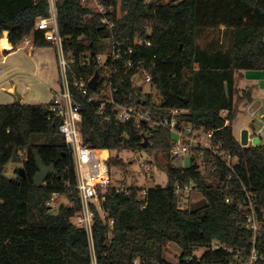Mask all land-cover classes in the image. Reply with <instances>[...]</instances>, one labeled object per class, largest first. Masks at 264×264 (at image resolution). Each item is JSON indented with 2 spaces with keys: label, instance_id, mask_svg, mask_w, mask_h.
<instances>
[{
  "label": "trees",
  "instance_id": "trees-1",
  "mask_svg": "<svg viewBox=\"0 0 264 264\" xmlns=\"http://www.w3.org/2000/svg\"><path fill=\"white\" fill-rule=\"evenodd\" d=\"M93 4L56 1L69 63L68 87L81 107L83 144L103 154L144 149L169 156L167 128L145 120L116 122L111 105L106 109L110 121L98 115L100 101L90 100L91 92L83 93L74 83L81 79L89 84L95 78V89L110 85L116 102L147 111L152 118L164 119L172 109H180L179 121L213 130L211 141L221 144L218 151L236 155L239 162L230 170L206 149L201 157L191 155L188 167L169 164L168 185L149 187L145 199L140 187L129 186L127 193L111 189L103 202L106 215L96 212L93 219L92 252L86 230L71 220L81 206L76 173L51 101L0 104V264H91L93 258L96 264H164L169 243L180 249L176 264H233L236 251L247 260L252 231L237 199L244 197L245 187L255 197L264 226V146H242L233 135L232 122L244 99L235 95V72L264 70V0H99L103 12ZM47 14V0H0V39L8 38L15 47L30 37L35 46L54 47L35 26L37 18ZM220 26L231 39L229 55L214 45L210 54L197 50V30ZM113 51L119 52L118 58L111 57ZM100 55L105 57L102 65ZM142 73L144 80L150 75L148 83L162 95L160 102L134 85L133 78ZM222 110H227L225 117ZM145 136L148 143L142 146ZM35 152L56 170L41 184L33 182L38 171ZM105 157L110 166L113 158ZM10 163L22 166L25 175L18 166L10 174ZM189 183L193 186L186 199L179 200L175 185ZM196 194L205 203L191 209L187 205ZM58 195L71 204L59 203L52 213L53 196ZM214 243L225 248L210 249ZM201 247L204 251L196 256ZM256 247L264 253V232Z\"/></svg>",
  "mask_w": 264,
  "mask_h": 264
},
{
  "label": "built area",
  "instance_id": "built-area-1",
  "mask_svg": "<svg viewBox=\"0 0 264 264\" xmlns=\"http://www.w3.org/2000/svg\"><path fill=\"white\" fill-rule=\"evenodd\" d=\"M56 1L57 0H47L48 14L47 16L37 18L35 26L43 30L44 37L47 41L54 43V48L57 53L59 85L52 91L50 109L56 111V114L61 118L58 129L64 135L67 147L71 149L76 173V183L74 187L80 199L81 206L71 217V220L75 226L86 230L90 248L93 252L92 224L95 213L99 212L100 214L106 215L103 209V202L111 189L127 193L129 191V186L114 184L104 154L82 142L80 131L81 107L80 104L73 99L68 87L66 71L69 63L62 50V37L59 33L57 22ZM99 12L103 11L99 10ZM103 21L111 26L107 18ZM30 40V37H25L22 42L28 43ZM149 44L150 43L147 42V45ZM111 57L118 58L119 52L113 51ZM97 61L102 65L105 61V57L100 55L97 57ZM127 66H131L130 61L127 63ZM145 81H151L150 75H145ZM74 83L83 93H87L88 91L91 92L90 100L100 101L97 106V113L106 121L111 120L110 114L106 112L107 106L111 105V110L116 122H125L134 119L139 123L145 120L150 126L167 128L171 132V145L168 153L169 156L175 160L183 158L185 154L191 156L197 153L198 157H201L204 151L208 149L212 153L220 156L226 162L227 166H229L230 170H233L239 162V158L236 155H232L228 151H218L221 144H216L211 141L213 130H207L203 126H196L191 123L179 121L178 113L180 109L178 108L172 109L170 116L167 118L155 119L152 118L147 111L116 102L113 97L115 89L111 88L110 85H103L105 87L101 86L99 89L96 88L91 90L89 84L81 79H76ZM226 114L227 110H222L221 116L225 117ZM259 119L260 131L263 133L260 145L264 146V114H261ZM225 122L227 123V120ZM250 136L251 133L248 132V141L250 140ZM238 141L240 143V140ZM147 177L150 178L149 176ZM192 186V183L183 186L180 184L175 185L174 190L179 196V200L186 199ZM148 188L149 187H145L141 189L142 199L146 198ZM242 191L245 192V195L237 199V205L243 212L247 227L252 231L251 248L247 260H243L241 256L238 255V251H236L233 257V264H264V253L256 247L257 238L264 232V226L262 220L259 219L257 215L255 197L247 192L245 187L242 188ZM229 200L230 199L226 198L227 202ZM144 204L145 202L142 206H144ZM112 222L113 220L110 219L108 224L111 225ZM220 247L225 248L223 244L214 243L210 245V249H217ZM229 252H232V250L229 249ZM91 264H96L94 258Z\"/></svg>",
  "mask_w": 264,
  "mask_h": 264
},
{
  "label": "rangeland",
  "instance_id": "rangeland-1",
  "mask_svg": "<svg viewBox=\"0 0 264 264\" xmlns=\"http://www.w3.org/2000/svg\"><path fill=\"white\" fill-rule=\"evenodd\" d=\"M92 1L94 2L93 6L98 11H103L99 0ZM118 15H121V13L118 12ZM147 30L149 31L150 29L147 28ZM221 32L219 28L198 29L196 32L197 50L208 51L210 54L214 45L219 46L224 55H229L231 52V39L225 35L221 36ZM133 83L135 86L141 85L145 93H151L155 102L161 101L162 95L154 86L144 80V73L133 78ZM235 87V95L244 96V99L239 103L237 115L232 122L233 135L237 140H240L241 130L247 129L251 133L248 144L260 145L263 136L262 131H260L259 117L264 114V70H237L235 72ZM106 154L113 158L111 160L112 164L109 166L113 183L140 188L152 187L156 184L167 186L169 164L183 168L188 167L192 163L188 154H185L179 160H175L167 156L166 152L156 150H120L109 153L104 152V156ZM116 159H120L122 162L118 164L114 161ZM198 164L201 172L208 178V171L202 160L198 159ZM18 165L10 163L8 165L9 173L12 174V169ZM53 197L50 208L52 213L57 212L59 203L71 204L65 196L58 195ZM204 203L205 199L196 194L192 195V200L187 206L193 209ZM203 251L204 248L201 247L194 254L200 256ZM179 254L180 249L175 244L169 243L164 253V264H176Z\"/></svg>",
  "mask_w": 264,
  "mask_h": 264
},
{
  "label": "crops",
  "instance_id": "crops-1",
  "mask_svg": "<svg viewBox=\"0 0 264 264\" xmlns=\"http://www.w3.org/2000/svg\"><path fill=\"white\" fill-rule=\"evenodd\" d=\"M220 29L223 32L225 28ZM6 40L10 47L0 48V104L50 102L53 89L59 85L55 48L35 46L32 40L14 47Z\"/></svg>",
  "mask_w": 264,
  "mask_h": 264
},
{
  "label": "water",
  "instance_id": "water-1",
  "mask_svg": "<svg viewBox=\"0 0 264 264\" xmlns=\"http://www.w3.org/2000/svg\"><path fill=\"white\" fill-rule=\"evenodd\" d=\"M89 87L94 90L95 89V78H93L90 82H89ZM247 95V94H246ZM247 134H248V130L247 129H242L241 133H240V144L243 146L248 145V139H247ZM148 143V138L147 136L144 137V141L142 143V146H145ZM35 159L37 162V166H38V171L35 173V175L33 176V182L34 184H41L45 181L46 177L48 176V174L50 173H55L56 170L54 168L53 165L47 166L43 163V161L41 160L39 154L37 152H35ZM198 165L196 164V167ZM18 172L21 176L25 175L24 172V168L22 166H18Z\"/></svg>",
  "mask_w": 264,
  "mask_h": 264
},
{
  "label": "bare ground",
  "instance_id": "bare-ground-1",
  "mask_svg": "<svg viewBox=\"0 0 264 264\" xmlns=\"http://www.w3.org/2000/svg\"><path fill=\"white\" fill-rule=\"evenodd\" d=\"M1 47H10V44L7 42L5 37L0 39V48Z\"/></svg>",
  "mask_w": 264,
  "mask_h": 264
}]
</instances>
